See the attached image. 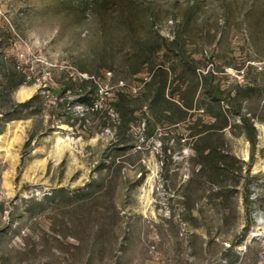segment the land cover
<instances>
[{
    "label": "rangeland",
    "instance_id": "obj_1",
    "mask_svg": "<svg viewBox=\"0 0 264 264\" xmlns=\"http://www.w3.org/2000/svg\"><path fill=\"white\" fill-rule=\"evenodd\" d=\"M0 264H264V0H0Z\"/></svg>",
    "mask_w": 264,
    "mask_h": 264
},
{
    "label": "trees",
    "instance_id": "obj_2",
    "mask_svg": "<svg viewBox=\"0 0 264 264\" xmlns=\"http://www.w3.org/2000/svg\"><path fill=\"white\" fill-rule=\"evenodd\" d=\"M161 63H163V61L160 60L156 54L155 56L154 54H140L137 56L136 62L132 66L133 74L143 75V77L137 80L139 84L132 90H128L127 93L116 94L118 99L114 105L119 108L124 105L130 106L133 103L135 105L145 106L150 110H155L156 106L160 104L173 103L178 106V102L174 101L173 98L171 99L168 95L171 70L164 66V63ZM107 92L109 93V90ZM133 92H135V94ZM40 99L41 96L36 95L24 105L30 106L34 103H41ZM184 108L188 107L185 106ZM118 113H120L119 109ZM129 114L132 115L134 113L131 111ZM122 121L127 122L125 115H123Z\"/></svg>",
    "mask_w": 264,
    "mask_h": 264
}]
</instances>
